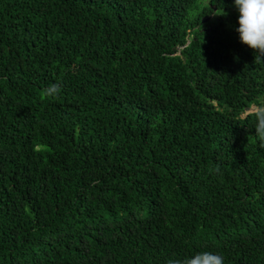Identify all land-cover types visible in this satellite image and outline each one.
Wrapping results in <instances>:
<instances>
[{"label":"trees","instance_id":"obj_1","mask_svg":"<svg viewBox=\"0 0 264 264\" xmlns=\"http://www.w3.org/2000/svg\"><path fill=\"white\" fill-rule=\"evenodd\" d=\"M238 18L0 0V264H264V63Z\"/></svg>","mask_w":264,"mask_h":264},{"label":"clouds","instance_id":"obj_2","mask_svg":"<svg viewBox=\"0 0 264 264\" xmlns=\"http://www.w3.org/2000/svg\"><path fill=\"white\" fill-rule=\"evenodd\" d=\"M234 5L239 11L236 31L240 41L256 50L254 63H264V0H234ZM43 91L45 96H55L59 93V87L52 85ZM250 115L255 116L256 135L264 142V101L253 105ZM216 170H219V166ZM167 264H224V257L219 253L202 251L182 259L169 258Z\"/></svg>","mask_w":264,"mask_h":264}]
</instances>
